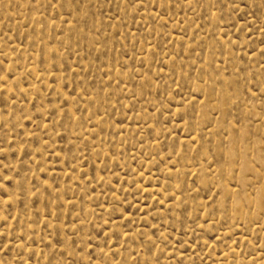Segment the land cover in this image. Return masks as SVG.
<instances>
[{
  "label": "rangeland",
  "instance_id": "374dc122",
  "mask_svg": "<svg viewBox=\"0 0 264 264\" xmlns=\"http://www.w3.org/2000/svg\"><path fill=\"white\" fill-rule=\"evenodd\" d=\"M0 264H264V0H0Z\"/></svg>",
  "mask_w": 264,
  "mask_h": 264
}]
</instances>
